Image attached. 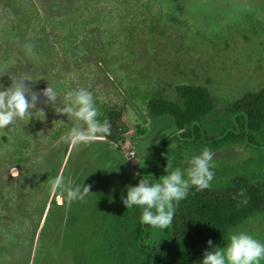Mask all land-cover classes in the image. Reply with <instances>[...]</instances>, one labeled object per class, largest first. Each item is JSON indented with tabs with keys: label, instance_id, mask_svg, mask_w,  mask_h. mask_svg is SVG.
<instances>
[{
	"label": "rangeland",
	"instance_id": "obj_1",
	"mask_svg": "<svg viewBox=\"0 0 264 264\" xmlns=\"http://www.w3.org/2000/svg\"><path fill=\"white\" fill-rule=\"evenodd\" d=\"M25 43L35 46L33 59ZM11 77L29 80L36 93L50 84L58 100L46 104L41 94L44 120L0 129V264H145L149 256L135 247L142 209L126 208L123 185L105 192L99 184L112 174L130 179L157 157L155 141L172 118L152 117L148 105L160 98L182 106L178 85L203 86L213 98L201 122L207 137L234 126L229 107L264 87V0H0V90ZM78 88L93 95L101 122L119 111L114 140L66 143L69 130L84 125L55 108ZM238 129L217 150H184L180 168L207 147L211 183L263 180L264 126ZM57 175L91 192L71 203L50 194ZM237 231L264 242V212L229 236ZM169 232L151 227L144 247L166 242Z\"/></svg>",
	"mask_w": 264,
	"mask_h": 264
},
{
	"label": "trees",
	"instance_id": "obj_2",
	"mask_svg": "<svg viewBox=\"0 0 264 264\" xmlns=\"http://www.w3.org/2000/svg\"><path fill=\"white\" fill-rule=\"evenodd\" d=\"M176 93L182 100V106L165 99L154 98L149 102L152 117H171L169 129L157 136L155 141L157 157L140 168L130 179L115 181L113 174L99 185L107 190H122L128 186H137L141 179L151 183L158 182L163 175L168 161L172 169L180 167L184 150L207 146L219 149L226 140V135H234L238 125L246 130H259L264 126V87L256 92H248L235 101L229 111L234 119V126L222 130L211 137L205 135L201 122L212 112L214 100L207 88L200 85L181 84L176 86ZM120 113L112 109L106 119L111 124V135L105 138L114 140L120 133V126L115 123ZM169 130V131H168ZM161 132V131H160ZM242 137L252 143L251 136L244 130ZM159 139V140H158ZM172 152V153H170ZM171 170V169H170ZM115 181L107 186L108 183ZM104 182V184H103ZM243 190L244 195H239ZM236 197L235 199L233 197ZM246 201V202H245ZM264 212V179L249 181L234 177L226 184L211 183V187L197 191L189 190L187 198L176 207L174 220L170 226L168 240L159 242L152 248H146L143 241L149 235L148 225L138 223L135 247L149 256L145 264H202L204 252L212 247H224L231 229L238 227L252 216Z\"/></svg>",
	"mask_w": 264,
	"mask_h": 264
},
{
	"label": "clouds",
	"instance_id": "obj_3",
	"mask_svg": "<svg viewBox=\"0 0 264 264\" xmlns=\"http://www.w3.org/2000/svg\"><path fill=\"white\" fill-rule=\"evenodd\" d=\"M24 49L29 59L35 57L33 44L25 43ZM11 79V86L6 90H0V129L14 125L17 120L25 118L30 120L33 116L44 120V109H37L38 97L42 94L45 98L44 103L54 105L58 100L56 90L49 84L42 93H36L26 86L25 82L29 80L23 77ZM2 87L0 85V88ZM65 101L62 107L55 108L56 112L74 117L84 125L82 127L78 123L69 130L66 143L70 147L91 144L111 135L110 122L107 119L103 122L98 119L101 113L88 90L78 88L68 91L65 94ZM214 167V153L207 147L199 154L186 158L184 168L172 169L171 162L168 161L165 169L167 174L155 183L141 179L137 186H128L127 196L122 198V202L127 209L133 206L142 209L140 217L142 224L152 228L169 229L177 205L187 198L189 190L195 187L197 191H203L211 187L215 177L211 169ZM48 184L50 194L59 193L69 203L84 200L91 192L90 185L73 187L65 182L62 175L48 180ZM239 195H244L243 190ZM208 245L211 250L204 252L202 264H261V261H264V242L247 232H233L224 247H212V240L208 241Z\"/></svg>",
	"mask_w": 264,
	"mask_h": 264
}]
</instances>
